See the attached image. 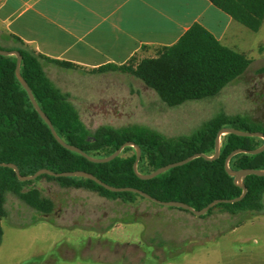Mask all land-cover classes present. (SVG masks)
I'll return each mask as SVG.
<instances>
[{
	"label": "trees",
	"instance_id": "1",
	"mask_svg": "<svg viewBox=\"0 0 264 264\" xmlns=\"http://www.w3.org/2000/svg\"><path fill=\"white\" fill-rule=\"evenodd\" d=\"M208 1L248 30L255 33L259 31L264 20V0ZM13 39L17 46L0 47V50L17 51L20 54V75L38 107L51 122L55 134L65 144L78 148L92 159L107 157L121 145L131 142L140 148L137 172L143 175L194 154L211 157L217 132L222 128L261 132L264 135V126L247 116L223 112L203 121L188 135L168 137L140 125L118 128L103 125L90 131L80 120L69 94L58 89L44 71L45 65H52L62 70L89 74H126L141 81L169 108L188 101L211 99L239 78L251 60L221 45L197 23L191 25L173 45L159 48L153 57L140 60L132 57L123 65L108 64L87 71L72 63L38 54L18 38ZM15 64V56H0V163L16 165L20 175L29 176L41 169L53 173L84 171L108 186L134 188L158 201L182 202L194 210H201L214 200H229L241 195L242 190L224 169L225 159L234 150L261 147L263 139L223 135L215 160L196 157L184 165L143 180L133 171L136 154L130 146L124 147L118 157L107 163L90 161L61 146L16 79ZM260 71L264 72V67ZM228 167L234 171L262 170L264 151L255 155L237 153L229 159ZM40 179L55 182L60 188L88 191L107 200H119L123 204L145 200L132 192H111L84 178L40 175L35 180L20 182L12 169L0 167V244L7 194L14 195L41 216H49L54 211V202L45 197L41 189L33 186ZM243 183L246 194L239 202L217 204L204 215L215 210L229 214L260 213L263 209L264 176L249 175L243 179Z\"/></svg>",
	"mask_w": 264,
	"mask_h": 264
},
{
	"label": "rangeland",
	"instance_id": "2",
	"mask_svg": "<svg viewBox=\"0 0 264 264\" xmlns=\"http://www.w3.org/2000/svg\"><path fill=\"white\" fill-rule=\"evenodd\" d=\"M246 32L251 36L250 49L260 46L264 52V29ZM9 46L0 36V47ZM155 53V49L145 50L139 59ZM263 67L264 55L252 60L217 96L173 108L126 74L94 76L65 85L90 131L103 125H140L172 137L193 133L220 112L244 115L264 126ZM54 70L70 72L51 66L45 70L56 85L65 87ZM33 186L54 202V211L41 216L7 194L0 264H264V242L257 238L264 235V225L247 224L254 217H264V195L260 213L215 210L194 216L147 200L123 204L88 191L60 188L45 179Z\"/></svg>",
	"mask_w": 264,
	"mask_h": 264
},
{
	"label": "crops",
	"instance_id": "3",
	"mask_svg": "<svg viewBox=\"0 0 264 264\" xmlns=\"http://www.w3.org/2000/svg\"><path fill=\"white\" fill-rule=\"evenodd\" d=\"M194 23L221 45L244 55L247 52L251 61L264 55L260 46H248L251 36L246 31L250 30L208 0H0V36L11 43L4 48L17 46L13 38H18L38 54L85 71L123 65L132 57L140 60L145 50L157 52L176 43ZM260 29H264V20ZM49 66L70 72L54 70L65 87L47 76L70 98L65 84L112 74L62 70L52 65H45L44 71ZM247 224L263 227L264 217H254ZM257 238L264 242V235Z\"/></svg>",
	"mask_w": 264,
	"mask_h": 264
},
{
	"label": "water",
	"instance_id": "4",
	"mask_svg": "<svg viewBox=\"0 0 264 264\" xmlns=\"http://www.w3.org/2000/svg\"><path fill=\"white\" fill-rule=\"evenodd\" d=\"M0 56H15L16 57V64H15V77L18 80V82L20 83V85L23 87V89L25 90L29 101L31 103V105L33 106V108L35 109V111L37 112V114L40 116V118L45 122V124L48 126L52 136L54 137V139L64 148L79 153L82 156L86 157L87 159H89L90 161L96 162V163H107L111 160H113L114 158L118 157L122 151V149L126 146H130L132 148H134L135 150V154H136V158H135V162L133 164V171L135 172V174L143 180H148L151 178H154L156 176H158L159 174H162L164 172H166L167 170L171 169V168H175V167H179L181 165H184L185 163L189 162L190 160H192L193 158L196 157H203L206 160L212 161L215 160L218 157V153H219V142H220V137L226 134H234L240 137H258L263 139V144L261 147L254 149V150H241V149H237L234 150L233 152H231L225 159V163H224V169L226 171V173L233 177V183L238 186L242 192L241 195L237 198L234 199H223V200H214L211 203H209L206 207H204L201 210H194L192 209L190 206H188L185 203L182 202H175V201H170V202H161L156 200L155 198L149 196L148 194L134 189V188H115V187H111L108 186L106 184H104L103 182H101L100 180H98L95 176H93L92 174L88 173V172H84V171H73V172H61V173H53L47 169H41L38 170L37 172H35L32 175L29 176H22L20 175L18 168L16 167V165L14 164H10V163H0V167H6V168H10L14 171L16 178L20 181V182H25V181H32L35 180L38 176L40 175H47L50 177H54V178H58V177H76V178H84V179H88L91 181H94L95 183H97L98 185L104 187L105 189L111 191V192H132L135 193L139 196H141L142 198H144L147 201H150L156 205L159 206H163V207H168V208H174V209H180V210H184L187 211L189 213H191L194 216H202L204 215L209 209L213 208L215 205L217 204H232L235 202H239L246 194V187L243 183V179L246 176L249 175H255V176H264V169L262 170H254V169H241V170H231L228 167V161L229 159L237 154V153H246V154H250V155H255V154H259L261 152L264 151V135L261 132H245V131H238V130H234V129H230V128H222L217 132L216 138H215V142H214V153L211 157H207L204 156L202 154H194L192 156H189L187 158H185L184 160L178 161V162H174L165 166H162L158 169H155L154 171L148 173V174H139L137 172V162L140 158L141 155V151L140 148L131 143V142H127L123 145H121L119 148H117L112 154H110L107 157L104 158H100V159H92L88 156H86L81 150H79L76 147L70 146L65 144L60 138H58V136L55 134L52 124L49 121V119L47 118V116L41 111V109L38 107L37 103L35 102L31 91L27 85V83L24 81V79L21 77L20 72H19V67H20V61H21V57L20 54L17 51H6V50H0Z\"/></svg>",
	"mask_w": 264,
	"mask_h": 264
}]
</instances>
